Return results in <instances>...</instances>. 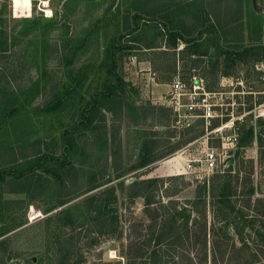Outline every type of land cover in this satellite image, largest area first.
<instances>
[{
    "label": "rangeland",
    "instance_id": "rangeland-1",
    "mask_svg": "<svg viewBox=\"0 0 264 264\" xmlns=\"http://www.w3.org/2000/svg\"><path fill=\"white\" fill-rule=\"evenodd\" d=\"M42 1L31 0L30 15L15 17L11 1L0 0V78H8L6 86L13 92L8 96L16 98V103L7 104L10 107L6 104L4 109L0 107L3 110L0 112L3 118L0 121V175L10 178L8 170L14 172L10 167L26 164L41 153L57 158L29 162L35 166L32 176L38 180L34 186L35 195L33 192L31 195L9 193V188L22 184L15 180H0V231L4 233L0 235V264H47L50 259L51 264H59L57 256L64 250L58 245L62 234L66 238L72 236L66 245L71 247L73 244L69 264H126L127 256L133 258L135 250V246L130 248L129 240L146 243L148 238L155 236L162 216L166 211L173 212L174 208L190 209L189 219L197 220L191 234H197L203 219L192 203L197 186L204 179H195L183 171L179 151L185 144L143 167L137 166L141 143L143 139L153 140V132H157L154 136L161 146L150 151L149 157L157 150L165 152L169 145L184 139L186 134L156 124L155 119L143 116L138 107L152 105L168 109L162 103V97L166 96L173 75L193 72L190 61L199 62L196 74H206L205 84L217 88L218 81L212 83L214 74L210 69L219 57L218 51L221 53L219 62L231 51L249 49L243 61L234 57V74L247 77L254 89L261 88L259 75L254 70L249 77L244 74L257 57H264V0H46L50 16L43 10L46 8L41 5ZM228 1L234 11L230 18L233 21L229 24V18L214 16L212 12L220 5L225 8ZM226 30L232 35L229 40L224 38ZM172 31L200 42L206 54L182 58L178 51L181 41L174 49L165 46L166 35ZM150 45L154 47H148ZM108 48L114 50L111 57L107 56ZM112 57L115 60L111 66L113 70L108 73ZM116 76L128 83L129 96L125 98L123 117L113 120L106 112L105 127L95 131L85 129L78 121L79 110L91 92L100 88L103 82H115ZM78 77H85V81L74 88ZM67 87L75 90L65 99L63 108L42 110L48 96L54 93L66 95ZM8 110H11L10 117ZM171 118L170 112L168 123ZM68 134H74L76 138L74 147L66 142ZM102 135L106 138L104 141ZM27 140L29 143L25 142ZM9 146L13 148L14 160H8ZM200 149L201 145L196 142L187 148V152L199 154ZM230 150L234 152L236 148ZM228 159L216 171L226 170L230 165ZM239 159L231 165L232 173L240 169L239 178L243 180L241 183L239 180V188L244 185L245 189L248 185L244 184V179L248 159H253L250 178L256 187L254 197L264 196V156L259 158L257 144L248 146L242 161ZM64 161L76 169L64 174L63 182H60L45 168L57 169L59 162ZM91 171L93 174L90 175ZM145 178L162 180L156 188L154 185L149 188L154 200L149 206L145 205L143 197L128 196V185L135 179ZM92 183L102 185L88 191ZM112 186L116 200L110 206L116 212L112 211L110 215L116 214L113 224L116 230L100 234L85 216L84 204L92 194ZM246 203L247 196H242L236 208H242L248 218L261 220L256 206L252 202L245 206ZM31 207L42 216L29 220ZM198 208H202L205 215L209 243L212 239L220 240V248L208 253L206 264H242L250 258L248 253L258 248L251 241L250 229L243 231L250 250H243L233 227L230 225L225 229L226 220L213 212L209 197L199 199ZM134 223L136 225L132 226ZM152 226H155L153 234ZM184 242L171 244L166 239L157 246L165 260L173 257L179 264H203L200 246ZM154 247L153 240L144 250L150 251ZM256 252L258 261L248 264H264V249L260 247ZM140 261L149 264L146 255L141 260L134 259L133 263L140 264Z\"/></svg>",
    "mask_w": 264,
    "mask_h": 264
},
{
    "label": "trees",
    "instance_id": "trees-1",
    "mask_svg": "<svg viewBox=\"0 0 264 264\" xmlns=\"http://www.w3.org/2000/svg\"><path fill=\"white\" fill-rule=\"evenodd\" d=\"M215 16V14H214ZM218 17V16H217ZM219 19V17H218ZM178 39H183V36L179 32H168L165 39V46L176 48ZM185 39V45L184 47L179 51L181 53L182 58H185L186 56L197 55L198 57L201 55L206 54V50L201 48V43H199L197 40H194L193 38H184ZM148 47H154L153 45H150ZM249 49L247 50H241L238 52H234V57L238 58L239 60H244V58L249 53ZM107 56H110V54H114V50L111 48H108L106 51ZM233 53V52H232ZM231 53V54H232ZM219 54V51H218ZM225 54V53H224ZM111 57V56H110ZM228 55L224 57V60L222 61L223 74H228V69L230 68V64L227 59ZM256 60H263L264 57H257ZM113 57L110 60V64L108 66V73H111L113 68L111 66L114 64ZM192 68L193 64L197 65V62L190 61ZM216 63L211 65L210 71H212V75L214 74V77L212 78L213 82H216V72L217 68L219 67L218 57L215 61ZM234 62V61H231ZM186 63V62H185ZM187 66V65H186ZM203 75L206 76V74L203 73ZM189 78V76L187 77ZM116 81H106L103 82L102 86L98 88L97 90L90 93V97L85 102V104L82 106V108L79 110L80 114V123L82 124L85 129L90 131L98 130L99 127L104 126L106 124V112L110 113L113 120H121V118L124 115V106H125V98L129 96L128 88H127V82H125L120 76L115 77ZM73 81V79H72ZM85 81V77H78L74 81V88L77 86L83 85ZM207 88H212L209 84H206ZM73 87H67L65 88L64 92L66 95H60L59 93H54L50 96H48L44 100V106L42 107V110L47 111H58L61 108L64 107L66 100L70 96V94H73L74 89ZM74 89V90H73ZM139 111L143 114L145 117H150L151 119L156 120V124L159 125H167V127H171V123L169 122L170 112L169 109H166L162 106H141L138 107ZM157 115L159 117H157ZM10 117V116H9ZM157 117V118H156ZM168 121V122H167ZM171 122V121H170ZM202 120L198 119L196 122L183 129L180 130L183 133L186 134L184 139H180L176 143L169 145L168 149L164 152L163 150H157L151 157H149L150 151L156 150L157 147L161 146V142L156 138L158 135L157 132L152 133L153 140H147L145 141L143 139V142L140 146V156L138 161V167H143L147 165L150 162H153L157 158L163 156L165 153H171L175 151L176 149H179L184 144L188 143L189 141L195 139L196 137L203 134V128L201 127ZM104 133V132H103ZM238 142L236 145V151L233 152L234 155H232L228 161L230 162L229 167L226 170H223V172L216 171L214 172L209 179L204 180L199 183L196 189V198L193 200L194 210L197 213H201V224H199L198 233H192V225L196 224L197 220L195 219H189L187 208L186 209H176L174 208L173 212L166 211L162 216V222L158 226L157 232L155 236H151L148 238L147 242L143 244V240L138 243H134L133 240H129V245H131L130 248L135 246V250L133 251V258H130V256H127L126 264H134L133 261L136 258H140V260L146 255L149 259V264H179V261L174 259L173 257L169 258L168 260L163 259V254L160 251V248H158V244L162 241L167 239L168 243L176 244L178 242L183 243L184 241L190 242L193 245H199L200 251L202 253L201 263L206 264L207 262V256L208 253H214L216 249L220 248V240L218 238L212 239L209 243L208 238V227L207 222L205 219V215L202 213V208H198V202L199 199H201L203 196H207L210 198L211 201V207L213 209V212L220 218L225 219L224 221V227L227 229L230 225L233 227L237 237L239 238V241L241 242V245L239 246L241 249L250 250V244H248L247 238L244 237L243 231L248 228L251 230V233L253 234L252 242L254 243L256 250H252V252L248 253L249 259L245 260L242 264H248V263H255L258 261V252L259 248L264 249V196L259 195L254 197V192L256 190V187L252 184L251 175L253 174V166H254V160L248 159V168H247V177L244 179V184L248 183L247 187L244 189L240 187L239 188V180L240 183L243 180L242 177L239 178L240 175V169H235L232 173V162L236 160L237 158H240L239 161H242L243 159V152L244 150L253 144V141L256 142L258 149H259V158L264 156V119L259 118L256 122V132L253 133L252 126L249 123H245L240 127L239 135H238ZM102 139L104 141L105 136L102 135ZM147 139V138H145ZM66 142L71 147H74L76 145V138L74 137V134H68L66 136ZM106 142L103 144V150H105ZM24 157H27L25 154ZM54 160L57 158H53ZM51 154L48 153H41L36 157H33L32 160H27L26 164L23 165H14V167H10L11 169H14V172L11 170H8V174L11 175L10 178L5 179L4 175H0L1 181H11L15 180L17 183H20L22 185H19L20 187H11L10 192H21L25 194H33L35 195L34 189L36 187V184L38 183V180H36L32 174L35 171L32 164L29 162H35L36 160H39L40 162L43 160H53ZM47 162V161H46ZM13 165V164H11ZM21 166V167H20ZM23 166V167H22ZM76 168H74L73 165L69 164L68 162H59L58 168L53 169L50 167H46L45 170L47 173L55 176L57 180L60 182H63V175L69 174L71 170L75 171ZM61 170V172L59 171ZM93 171H91L90 175L93 174ZM89 175V176H90ZM92 177V176H91ZM117 177H120V175L117 174ZM9 179V180H8ZM247 180V182H246ZM162 183V180L159 178H145V179H135L128 185V196L135 197L140 196L143 197L144 203L146 206L151 205L153 200V194L149 192V188L154 185V187H157V184ZM102 184H91L88 188V191L95 189ZM35 186V187H34ZM39 186V185H38ZM39 188V187H38ZM33 192V193H32ZM242 196H247V203L245 206H250L252 202L254 206H256L257 214L261 216V220H257L254 217L248 218L246 212L242 210V208L237 209L236 203L238 199ZM116 200V196L114 193L113 186L101 190L95 194H92L86 199V202L84 204V214L89 219V222L94 225L96 230L100 234L104 233H113L116 228L113 226L114 221L116 220V214L110 215V212H116V209H114L112 206H110L114 201ZM172 203V202H170ZM200 218V217H198ZM193 221V222H192ZM134 223L132 226H135ZM154 225V224H153ZM136 228V227H135ZM134 228V229H135ZM154 228L152 234L155 232V226H152ZM194 231V230H193ZM4 234L3 231H0V235ZM138 234V233H136ZM130 239V234L127 235ZM137 236H140L138 234ZM72 237V236H71ZM71 237L66 238L65 234H62L58 240V245L60 249L62 250V247L64 250L61 252L59 251V254L57 256V261L59 264H69L70 257H72V251H73V244L71 243V247H66V245L72 240ZM68 240V241H67ZM154 240L155 247L152 248L150 251L144 250L146 244H149L151 241ZM257 241V242H256ZM185 243V242H184ZM223 243V241H222ZM238 247V248H239ZM189 249V248H188ZM226 252V248L224 249V253ZM72 254V255H71ZM264 255V254H263ZM185 257V256H184ZM133 259V261L131 260ZM51 259L47 261V264H51ZM140 264H145V262L140 261ZM120 264V263H118ZM240 264V263H236Z\"/></svg>",
    "mask_w": 264,
    "mask_h": 264
},
{
    "label": "built area",
    "instance_id": "built-area-1",
    "mask_svg": "<svg viewBox=\"0 0 264 264\" xmlns=\"http://www.w3.org/2000/svg\"><path fill=\"white\" fill-rule=\"evenodd\" d=\"M253 70L259 75V89H254L241 74L222 76L217 88H207L205 80L195 74L189 78L172 76L166 96L162 97V103L171 112V127L183 130L202 120L203 134L179 151L183 171L193 178L205 180L214 173L233 155L230 149L236 148L240 127L249 123L255 134L257 120L264 118V61L254 63ZM195 79L199 82L194 83ZM196 142L201 145L199 154L187 152ZM29 213V220L42 216L32 207Z\"/></svg>",
    "mask_w": 264,
    "mask_h": 264
},
{
    "label": "crops",
    "instance_id": "crops-1",
    "mask_svg": "<svg viewBox=\"0 0 264 264\" xmlns=\"http://www.w3.org/2000/svg\"><path fill=\"white\" fill-rule=\"evenodd\" d=\"M232 4H230V1H228L226 4H225V8H223V5H220V7L219 8H217V9H213L212 10V12H213V14H215V15H221V17L223 16V17H226V18H229V21H227V24H229L230 23V20H231V22L233 21L232 19H230V18H232L233 17V13H234V11L232 10ZM148 10H150V7L148 8ZM153 10V9H152ZM232 12V14L229 16V14ZM232 16V17H231ZM225 26V25H224ZM226 28H227V26H226ZM229 29V28H228ZM226 33V34H225ZM181 34V36H183L184 37V35L182 34V33H180ZM223 34H224V38L226 39V40H229L230 39V37H232V35H230V33H228V30H226V32H223ZM229 36V37H228ZM178 41H181V43L178 45V51H180L183 47H184V45H185V39L183 38L182 40L181 39H178ZM177 41V42H178ZM200 43V42H199ZM233 52V53H232ZM238 52V51H237ZM232 53V54H231ZM221 53H219L218 54V56L219 57H221V55H220ZM234 54V51H231L230 52V55L227 53V54H225V56L224 57H226V55H228V57H227V59L229 60L228 62L229 63H231L230 65H231V67L228 69V72H230V73H228V74H223L222 73V70L220 71V69L219 68H217V72H216V81H219V79L222 77V76H231V75H235L234 73V70H233V66H234V62H231V61H235V59H234V56L235 55H233ZM191 56H195V55H191ZM203 55H201L200 57H202ZM219 57H218V59H219ZM236 58V57H235ZM234 59V60H233ZM237 59V58H236ZM224 60V58L222 59V60H219V65L222 63V61ZM238 60V59H237ZM239 61H243V60H239ZM258 61H263V60H255V61H253L252 62V64H251V66L248 68V70L250 71H248L247 73L245 72V74L244 75H246V76H248L249 75V73H252V72H254L253 71V65H254V63H256V62H258ZM229 65V66H230ZM189 66H191V65H189ZM193 69L192 68H190V70L192 69L193 70V72H191V73H188V72H182L183 74H181L182 75V77L184 78V76H191V75H197L196 74V72H198L197 70H195V68L196 67H199V62H197V65H194L193 64ZM247 69V68H246ZM246 69H245V71H246ZM252 71V72H251ZM239 72H241V71H239ZM1 73V72H0ZM173 73H175V72H173ZM256 73V72H255ZM237 74V73H236ZM198 75H200V77L201 78H203L204 80L206 79L205 77H204V75H202L201 73L200 74H198ZM1 76V75H0ZM249 77V76H248ZM8 78H6V80L5 79H2V78H0V104H2L0 107H2V109H4L5 108V105L4 104H14V103H16V98L14 97V96H11V97H9L8 95H9V93H13V92H10V90L7 88V86H6V82H8V80H7ZM7 92V93H5V92ZM15 96H17V95H15ZM10 105H7L8 107H10ZM1 111H3V110H0V112ZM11 111V110H10ZM9 110L7 111L8 113V117H9V112H10ZM2 116L0 115V121H2L1 119H3V118H1ZM6 117V116H5ZM25 142H27V143H29V140H27V141H25ZM9 144H11V143H9ZM13 144H11V146H12ZM23 147H24V142H22V144H21ZM13 148H10V146H9V152H10V156H9V158H8V160H14L15 158L13 157V155L14 154H12L13 152L11 151ZM22 155L24 156L25 154L24 153H22ZM10 162H12V161H10ZM11 164V163H10ZM207 180V179H206ZM7 192H9V193H12V192H10V189H8V191Z\"/></svg>",
    "mask_w": 264,
    "mask_h": 264
},
{
    "label": "bare ground",
    "instance_id": "bare-ground-1",
    "mask_svg": "<svg viewBox=\"0 0 264 264\" xmlns=\"http://www.w3.org/2000/svg\"><path fill=\"white\" fill-rule=\"evenodd\" d=\"M11 1V11L13 13V16L19 17V16H29L30 10H31V0H10ZM41 5L46 8L43 9L47 16L51 15V10L48 8V3L46 0H43Z\"/></svg>",
    "mask_w": 264,
    "mask_h": 264
},
{
    "label": "water",
    "instance_id": "water-1",
    "mask_svg": "<svg viewBox=\"0 0 264 264\" xmlns=\"http://www.w3.org/2000/svg\"><path fill=\"white\" fill-rule=\"evenodd\" d=\"M198 82H199L198 79H195V80H194V83H198ZM187 213H188V214L190 213V209H187Z\"/></svg>",
    "mask_w": 264,
    "mask_h": 264
},
{
    "label": "flooded vegetation",
    "instance_id": "flooded-vegetation-1",
    "mask_svg": "<svg viewBox=\"0 0 264 264\" xmlns=\"http://www.w3.org/2000/svg\"><path fill=\"white\" fill-rule=\"evenodd\" d=\"M261 45H263V44H261ZM264 46V45H263Z\"/></svg>",
    "mask_w": 264,
    "mask_h": 264
}]
</instances>
